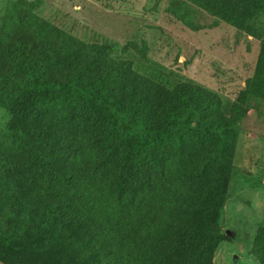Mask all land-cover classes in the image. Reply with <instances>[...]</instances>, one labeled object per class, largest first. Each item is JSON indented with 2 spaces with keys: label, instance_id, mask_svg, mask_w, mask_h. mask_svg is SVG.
Returning a JSON list of instances; mask_svg holds the SVG:
<instances>
[{
  "label": "trees",
  "instance_id": "obj_1",
  "mask_svg": "<svg viewBox=\"0 0 264 264\" xmlns=\"http://www.w3.org/2000/svg\"><path fill=\"white\" fill-rule=\"evenodd\" d=\"M192 4L254 36L264 0H172L193 31ZM34 13L27 0L0 27V249L9 264H213L233 179L234 127L264 99V38L232 105L191 83L168 89ZM68 226L81 252L38 260L15 251ZM252 254L264 264V227Z\"/></svg>",
  "mask_w": 264,
  "mask_h": 264
},
{
  "label": "rangeland",
  "instance_id": "obj_2",
  "mask_svg": "<svg viewBox=\"0 0 264 264\" xmlns=\"http://www.w3.org/2000/svg\"><path fill=\"white\" fill-rule=\"evenodd\" d=\"M18 0H0V27L7 7ZM34 13L53 27L87 45L107 44L118 61H130L136 72L168 89L191 83L218 94L222 109L232 105L252 77L264 38V14L249 22L254 36L238 30L199 7L189 6L193 31L169 13L172 0H27ZM247 115L234 127L231 141L233 179L225 201L221 228L230 231L214 254L213 264H260L252 254L256 231L264 227V99H251ZM10 114L0 108V139ZM82 231L68 226L49 239L33 240L15 251L38 260L65 259L81 252ZM16 255L0 249V264Z\"/></svg>",
  "mask_w": 264,
  "mask_h": 264
},
{
  "label": "water",
  "instance_id": "obj_3",
  "mask_svg": "<svg viewBox=\"0 0 264 264\" xmlns=\"http://www.w3.org/2000/svg\"><path fill=\"white\" fill-rule=\"evenodd\" d=\"M227 235L231 236V235H232V233H231L230 231H227Z\"/></svg>",
  "mask_w": 264,
  "mask_h": 264
}]
</instances>
